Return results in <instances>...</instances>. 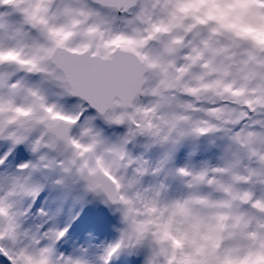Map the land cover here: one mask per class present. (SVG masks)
I'll use <instances>...</instances> for the list:
<instances>
[{
	"label": "snow or ice",
	"instance_id": "obj_1",
	"mask_svg": "<svg viewBox=\"0 0 264 264\" xmlns=\"http://www.w3.org/2000/svg\"><path fill=\"white\" fill-rule=\"evenodd\" d=\"M261 30L264 0H0V165L20 145L41 153L0 181L3 264H90L88 249L57 251L67 229H23L18 205L38 194L34 173L56 168L122 214L102 264L140 248L145 264H264V195L252 190L264 188ZM97 118L126 127L119 143L104 139ZM221 131L231 159L177 168L187 195L131 192L138 181L124 170L149 172L128 156L137 137L163 147Z\"/></svg>",
	"mask_w": 264,
	"mask_h": 264
},
{
	"label": "rangeland",
	"instance_id": "obj_2",
	"mask_svg": "<svg viewBox=\"0 0 264 264\" xmlns=\"http://www.w3.org/2000/svg\"><path fill=\"white\" fill-rule=\"evenodd\" d=\"M20 75L25 76L30 83H36L40 79L38 76L35 79H28L25 73ZM54 99L55 97L49 93V101L52 102ZM147 102L148 98H145L142 103ZM94 124L109 144L119 143L126 133L125 129L112 133V130L101 129L96 123ZM238 130V126L233 128V132ZM73 134H78V131L74 129ZM230 135L221 131L207 136L188 137L178 145L163 147L154 145L148 138L141 136L126 146L127 153L133 161H147L149 172L144 176H138L135 172L137 167L135 164L124 170L126 181L132 179L138 181L131 192L145 193L147 190L146 194L152 195L154 191H159L163 200L184 197L189 189L185 180L176 175V169L186 167L199 171L206 167L224 166L226 161L231 159L234 150ZM4 145L5 142L0 141V147ZM40 155L41 153H32L27 145L18 146L6 163L0 165V181L6 176L21 174L18 170L20 164H38ZM245 163L247 164L248 161ZM252 166H255L254 163ZM157 168H160L158 173L155 172ZM57 169L36 171L33 184L37 186V179L41 176L47 179L55 178ZM27 171L29 170H25V174ZM62 179L63 183H60L62 189L61 187L58 189L57 198L53 201L55 210L50 216L45 217L48 212L41 203L32 212L21 217L23 229L32 232V222L34 223L35 220L36 222L38 220V226L42 227L40 234L48 230L58 232L67 229L65 236L56 244L57 251L64 255H73L78 254L82 249H88L90 264H100L106 249L116 243L112 232L115 231L118 237L122 234L125 227L122 214L118 206L105 203L102 194L89 191L85 182L74 172L66 174ZM252 190L257 198L264 195V188L259 185ZM201 191L207 193L211 190L203 187ZM63 192L67 196L66 203L62 199ZM27 198L24 197L20 201L18 205L20 211L24 212ZM118 256L121 257V264H145L148 251L146 248L124 250Z\"/></svg>",
	"mask_w": 264,
	"mask_h": 264
},
{
	"label": "bare ground",
	"instance_id": "obj_3",
	"mask_svg": "<svg viewBox=\"0 0 264 264\" xmlns=\"http://www.w3.org/2000/svg\"><path fill=\"white\" fill-rule=\"evenodd\" d=\"M29 76L33 77V76H36V75H29ZM44 197H46V194L43 193V194L37 199V202H38V203H37V206H39V205L41 204V200H42V199H45ZM49 214H50V213L45 214V217H48ZM39 218H40V217H38V219H39ZM34 223H37L36 220H35ZM34 223L32 222V224H34ZM32 233H34L33 227H32Z\"/></svg>",
	"mask_w": 264,
	"mask_h": 264
},
{
	"label": "water",
	"instance_id": "obj_4",
	"mask_svg": "<svg viewBox=\"0 0 264 264\" xmlns=\"http://www.w3.org/2000/svg\"><path fill=\"white\" fill-rule=\"evenodd\" d=\"M117 15L118 16H123L124 14L123 13H117ZM144 98L145 97H141L140 98V101L142 102L143 100H144ZM95 115H96V113H95V110L94 109H90ZM99 120H101L102 122H104L101 118H98ZM105 123V122H104ZM110 126H113V127H115V128H126V127H124V126H115V125H110ZM127 130V129H126ZM140 137V136H139Z\"/></svg>",
	"mask_w": 264,
	"mask_h": 264
},
{
	"label": "clouds",
	"instance_id": "obj_5",
	"mask_svg": "<svg viewBox=\"0 0 264 264\" xmlns=\"http://www.w3.org/2000/svg\"><path fill=\"white\" fill-rule=\"evenodd\" d=\"M258 34L264 36V30H261Z\"/></svg>",
	"mask_w": 264,
	"mask_h": 264
}]
</instances>
